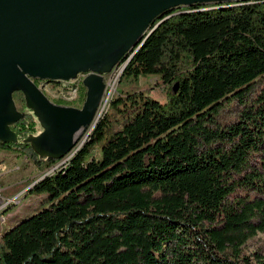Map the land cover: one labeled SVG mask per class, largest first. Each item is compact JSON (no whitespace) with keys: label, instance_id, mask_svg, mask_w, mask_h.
Masks as SVG:
<instances>
[{"label":"trees","instance_id":"1","mask_svg":"<svg viewBox=\"0 0 264 264\" xmlns=\"http://www.w3.org/2000/svg\"><path fill=\"white\" fill-rule=\"evenodd\" d=\"M123 64L166 101L119 92L57 168L23 141L40 126L15 93L24 116L0 150L43 174L27 192L45 207L0 232V264H264L244 251L264 232V0L165 9Z\"/></svg>","mask_w":264,"mask_h":264},{"label":"water","instance_id":"2","mask_svg":"<svg viewBox=\"0 0 264 264\" xmlns=\"http://www.w3.org/2000/svg\"><path fill=\"white\" fill-rule=\"evenodd\" d=\"M248 1L0 0V141H17L11 125L24 112L13 95L21 92L41 128L23 141L41 158L61 159L98 120L104 76L142 40L159 13L195 3ZM79 73L86 74L80 108L52 102L34 82L57 83Z\"/></svg>","mask_w":264,"mask_h":264},{"label":"rangeland","instance_id":"3","mask_svg":"<svg viewBox=\"0 0 264 264\" xmlns=\"http://www.w3.org/2000/svg\"><path fill=\"white\" fill-rule=\"evenodd\" d=\"M123 65L120 68L121 72H119V75L116 81L114 82V79H111V82H109V87L112 88L113 94L111 93L112 94L111 97H109V99L105 101V109L101 112L100 116L102 115L103 112H105L108 109L109 102L115 95H117L119 92L130 91L133 88H135L137 91L139 90L144 91L145 95H149L153 99L159 100L161 102L166 101V98H167L166 89H164L162 83L158 81L157 76H154V75L140 76L137 81H133L132 83H130L126 77H122L121 79ZM109 78H110V73L107 76H104V81L107 83ZM120 79L121 81L119 84ZM39 84L40 82L37 85ZM65 84H68V80L59 81L57 83H46V84H44V81H42V84H40V88L52 102L55 103V102H58L59 100H62L66 102L67 104L65 103V104H60V105L80 108L83 102L80 103L78 101L79 86L77 90V98L67 99L68 96L63 95L67 93V89L63 88ZM107 93H108V89H107L106 94ZM13 97H14L16 107L20 111L21 108L17 103L18 101L17 95L14 94ZM227 109L228 108H225V110ZM131 113L133 112L128 111L125 114H120L117 117V120L113 122V127L119 128L122 123V120L127 115H130ZM40 131H41V128L39 132ZM91 131L92 129L87 130L86 132L84 131L79 135L77 139L76 147L81 146L83 144V142L89 136L88 134H90ZM105 134L108 137L109 134L107 131L105 132ZM10 154L12 155L15 153H10V152L0 150V183L3 185L2 196L6 198L12 197L16 192H18L17 190L23 189L25 187L26 189L27 188L29 189L33 185V182L39 179L43 175L37 170L34 164L24 156H18L17 154H15L17 158L19 157L20 158L16 161L17 165L11 164ZM22 157L25 158L24 163H22V160H21ZM28 175L29 176L33 175V176L29 177ZM28 183L30 184L27 185ZM26 191L27 190H24V193ZM22 194L23 192L20 194H17L13 198V203H11V205L6 210L5 216L7 217V219L1 223L0 232L9 229L11 225L13 224V221L9 220V217H8L9 215L14 214L16 212H20L21 217H28L38 212L39 210H41L43 207H45V204H41L40 196L33 194V193L31 194L28 192L25 195H22ZM17 199H18V202L16 203ZM18 219L20 220L22 218H18ZM244 251L247 254H252L254 252L264 254V232L259 233L258 235H256L255 238L248 241L246 245L244 246Z\"/></svg>","mask_w":264,"mask_h":264},{"label":"built area","instance_id":"4","mask_svg":"<svg viewBox=\"0 0 264 264\" xmlns=\"http://www.w3.org/2000/svg\"><path fill=\"white\" fill-rule=\"evenodd\" d=\"M121 68V67H120ZM120 68H118L117 70H112V72L110 73V78L108 80V82L106 83V88L105 91L103 93V96L101 98V102L99 104L97 113L98 115L101 114L102 110L105 109V101L109 99V97H111V95L113 94L112 92V88L109 87V82H111V79H114V82L116 81V79L118 78L119 72H120ZM86 76V74L84 73H79L76 78L68 80V84L64 85L63 88L67 89V93L63 94V95H67V99H76L77 98V90H78V85L81 82L82 83V79ZM40 84H42V81H39ZM40 84L38 85L40 87ZM109 87V88H108ZM108 89V93L106 94ZM112 93V94H111ZM77 146L76 145L72 148V150L70 152H68L65 156H63L61 159L57 160V164L55 165V168L60 167L61 164L64 162L66 157H69L70 154L74 153L75 148ZM3 189V185L0 183V222L3 219V213H4V205L6 203H12L13 202V198H6L4 196H2V190Z\"/></svg>","mask_w":264,"mask_h":264},{"label":"crops","instance_id":"5","mask_svg":"<svg viewBox=\"0 0 264 264\" xmlns=\"http://www.w3.org/2000/svg\"><path fill=\"white\" fill-rule=\"evenodd\" d=\"M20 158V157H19ZM19 158H17L16 157V155L15 154H10V163L11 164H16L17 165V160L19 159ZM21 160H22V163H24V160H25V158L24 157H22L21 158ZM30 172V171H29ZM29 172H28V174H29ZM29 176V175H28ZM31 176H33V175H30L29 177H31ZM24 190H28V188L26 189V187L25 188H23V189H20L18 192H16L12 197H10V198H14L17 194H20V193H22L23 192V194L22 195H25L26 193H27V191L24 193ZM19 199V198H18ZM18 199H17V201H16V203L18 202ZM15 203V202H14ZM20 214V212H16V213H14V214H11V215H9L8 217H9V220H13V218L15 217V215H19Z\"/></svg>","mask_w":264,"mask_h":264},{"label":"bare ground","instance_id":"6","mask_svg":"<svg viewBox=\"0 0 264 264\" xmlns=\"http://www.w3.org/2000/svg\"><path fill=\"white\" fill-rule=\"evenodd\" d=\"M124 66V65H123ZM123 68V67H122ZM113 70H117V69H113ZM121 72V71H120ZM67 81V80H66ZM65 85H67V84H65ZM103 111V110H102ZM99 117H100V115H98ZM93 128V127H92ZM92 128H90L89 130H91ZM92 132V131H91ZM89 135V134H88ZM81 146H78V147H76L75 148V151H74V153L78 150V148H80ZM74 153H72V154H70V156L69 157H66L65 158V160H64V162L62 163V164H64L66 161H68L73 155H74ZM9 203H6L5 205H4V208L8 205ZM3 220V219H2Z\"/></svg>","mask_w":264,"mask_h":264}]
</instances>
